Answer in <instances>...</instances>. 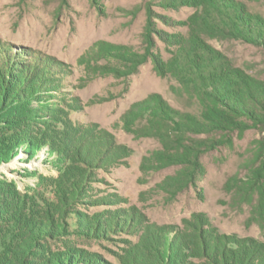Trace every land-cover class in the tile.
Here are the masks:
<instances>
[{
  "label": "rangeland",
  "instance_id": "rangeland-1",
  "mask_svg": "<svg viewBox=\"0 0 264 264\" xmlns=\"http://www.w3.org/2000/svg\"><path fill=\"white\" fill-rule=\"evenodd\" d=\"M208 1L0 0V264H264V220L225 187L262 131L232 132L193 185H168L159 97L196 105L154 59L172 71L204 44L264 79L263 48L204 32ZM234 1L264 17V0Z\"/></svg>",
  "mask_w": 264,
  "mask_h": 264
},
{
  "label": "trees",
  "instance_id": "trees-1",
  "mask_svg": "<svg viewBox=\"0 0 264 264\" xmlns=\"http://www.w3.org/2000/svg\"><path fill=\"white\" fill-rule=\"evenodd\" d=\"M200 18L210 37L239 40L264 49V17L252 13L246 5H237L234 0H210L202 5ZM148 30L145 38L149 43ZM195 47V51L178 49L172 71L154 59L161 76L168 74L175 79L174 91L196 105L195 112L172 109L159 97L161 121L174 134L168 157L177 160L179 166L169 188L174 192L193 185L202 174L200 157L227 142L232 132L242 136L247 129L258 128L263 135L247 161V173L233 174L225 187L230 206H249L260 224L264 220V79L249 75L226 55L211 52L207 45ZM162 131L152 126L149 132L165 142Z\"/></svg>",
  "mask_w": 264,
  "mask_h": 264
}]
</instances>
